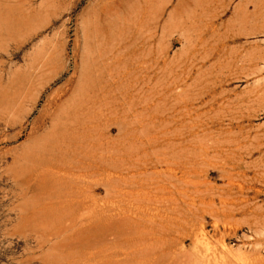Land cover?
I'll return each instance as SVG.
<instances>
[{"label": "rangeland", "instance_id": "rangeland-1", "mask_svg": "<svg viewBox=\"0 0 264 264\" xmlns=\"http://www.w3.org/2000/svg\"><path fill=\"white\" fill-rule=\"evenodd\" d=\"M245 8L0 0V264H264V137H231L264 134Z\"/></svg>", "mask_w": 264, "mask_h": 264}, {"label": "bare ground", "instance_id": "bare-ground-1", "mask_svg": "<svg viewBox=\"0 0 264 264\" xmlns=\"http://www.w3.org/2000/svg\"><path fill=\"white\" fill-rule=\"evenodd\" d=\"M251 2L253 3L256 11L253 14H249L248 13V9L245 8V10H243L242 12H238L236 13V17L235 20L233 21L232 26L233 27H237L239 28V30H245V32L249 35H255L258 37H263L264 36V12H261V9L264 7V0H251ZM238 57H240V61L242 62V64H238V66H240V69H244V70H252L254 72H256L257 67L260 66V64L262 62H264V50L260 49L259 47L256 48L255 50L252 51H248L246 54L244 55H240L238 56L237 54L233 55V59L236 60ZM146 65V64H145ZM264 66V64H263ZM262 66V67H263ZM263 71V70H262ZM260 81V80H259ZM258 83V82H257ZM256 83V84H257ZM261 84L258 87V90L260 91L261 89ZM257 90V89H256ZM259 91L256 92L257 96L261 97ZM223 102V101H222ZM220 104V103H219ZM261 108V107H260ZM229 129V128H228ZM232 129H230L231 131ZM259 130V129H258ZM261 131V130H260ZM231 137H264V134H260L259 132L253 133L250 129H247L246 127H244L243 125H240L239 128L233 133V135ZM258 140V139H257ZM244 143V142H243ZM246 143V142H245ZM239 144V143H238ZM241 144V143H240ZM264 145V141L259 140L258 141V148H261ZM238 146V145H237ZM223 148V147H222ZM226 149V148H224ZM221 154V153H220ZM219 154V155H220ZM237 155V154H236ZM214 156V155H213ZM216 156V155H215ZM235 158V157H234ZM233 158V159H234ZM237 158V157H236ZM239 160V159H238ZM242 160V159H241ZM168 161V160H167ZM170 161V160H169ZM168 161V162H169ZM224 161V160H223ZM167 162V163H168ZM240 162V161H239ZM246 162V161H245ZM224 163V162H223ZM223 163H221L223 165ZM247 163V162H246ZM219 164V163H218ZM250 164V163H249ZM229 165V164H228ZM234 166V165H233ZM235 167V166H234ZM52 168V167H51ZM173 169V168H171ZM45 171V169H44ZM246 171V170H245ZM245 171H243L245 173ZM232 171H230L231 173ZM235 172V171H234ZM233 172V173H234ZM238 172V170H237ZM242 172V173H243ZM63 174V172H62ZM239 174V173H238ZM241 174V173H240ZM69 175V174H68ZM175 175V174H174ZM244 175V174H243ZM71 177V175H70ZM231 177V176H230ZM246 177V176H245ZM80 178V176H79ZM234 178V177H233ZM232 178V179H233ZM43 179V178H42ZM45 179V178H44ZM85 179V178H84ZM230 179V178H229ZM230 180L231 182H233L234 180ZM247 180V179H246ZM238 182V181H237ZM229 183V182H228ZM235 184V183H234ZM238 184V183H237ZM242 184V182H241ZM239 184V185H241ZM230 185V183H229ZM241 187V186H240ZM243 188V186H242ZM245 188V187H244ZM243 188V189H244ZM250 188V187H249ZM248 188V189H249ZM240 189V188H239ZM247 190V189H246ZM251 190V189H250ZM258 191V189H257ZM260 191V190H259ZM222 194V193H221ZM220 195V194H218ZM214 197V196H213ZM236 197V196H235ZM222 198V197H220ZM227 198V197H226ZM240 198V197H239ZM245 198V196L243 197ZM67 199V198H66ZM223 199V198H222ZM229 199V198H228ZM227 199V201H228ZM233 199V198H231ZM236 199V198H235ZM251 198H247V199H241L243 200H247V203H249ZM221 200V199H220ZM236 201H238L236 199ZM241 201V202H242ZM244 202V201H243ZM79 203V202H78ZM98 203V202H97ZM96 203V204H97ZM226 204V203H225ZM98 205V204H97ZM250 205V204H249ZM234 206V205H232ZM231 206V207H232ZM247 206V205H246ZM230 207V208H231ZM249 207V206H247ZM96 208V206H95ZM233 208V207H232ZM236 208V207H235ZM231 210V209H230ZM242 210V209H241ZM83 212V211H82ZM88 212V211H87ZM229 212V211H228ZM232 212V211H231ZM89 213V212H88ZM84 214V213H83ZM85 215H87L85 213ZM84 215V216H85ZM73 216V215H72ZM227 217V216H226ZM230 218V217H229ZM228 218V219H229ZM264 220V219H263ZM69 225H68V229H73L75 226H78L80 223H78V218L77 217H73L72 219L68 220ZM66 223V222H65ZM64 226V225H63ZM66 228V227H65ZM66 228V230H67ZM76 228V227H75ZM59 230V229H58ZM75 230V229H73ZM72 230V231H73ZM71 231V230H68ZM68 231L66 233H68ZM71 231V232H72Z\"/></svg>", "mask_w": 264, "mask_h": 264}]
</instances>
